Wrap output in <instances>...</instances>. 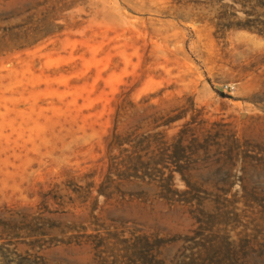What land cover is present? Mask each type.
Returning <instances> with one entry per match:
<instances>
[{
	"label": "rangeland",
	"instance_id": "374dc122",
	"mask_svg": "<svg viewBox=\"0 0 264 264\" xmlns=\"http://www.w3.org/2000/svg\"><path fill=\"white\" fill-rule=\"evenodd\" d=\"M264 0H0V264H264Z\"/></svg>",
	"mask_w": 264,
	"mask_h": 264
},
{
	"label": "trees",
	"instance_id": "16d2710c",
	"mask_svg": "<svg viewBox=\"0 0 264 264\" xmlns=\"http://www.w3.org/2000/svg\"><path fill=\"white\" fill-rule=\"evenodd\" d=\"M256 32L262 34V33H264V30H262V29H256Z\"/></svg>",
	"mask_w": 264,
	"mask_h": 264
}]
</instances>
